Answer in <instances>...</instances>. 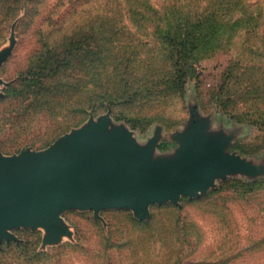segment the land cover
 Segmentation results:
<instances>
[{
    "label": "rangeland",
    "instance_id": "rangeland-1",
    "mask_svg": "<svg viewBox=\"0 0 264 264\" xmlns=\"http://www.w3.org/2000/svg\"><path fill=\"white\" fill-rule=\"evenodd\" d=\"M154 3L0 0V155L97 138L131 179L142 163L194 175L143 208L68 203L8 227L0 264H264V103L246 88L261 69L230 77L247 53L228 26L166 40ZM97 12L115 22L91 25Z\"/></svg>",
    "mask_w": 264,
    "mask_h": 264
},
{
    "label": "water",
    "instance_id": "water-1",
    "mask_svg": "<svg viewBox=\"0 0 264 264\" xmlns=\"http://www.w3.org/2000/svg\"><path fill=\"white\" fill-rule=\"evenodd\" d=\"M118 148L93 138L57 142L43 150L0 155V239L8 227L53 218L65 204L136 205L186 190L194 175L158 172L145 163L129 178L128 168L109 157Z\"/></svg>",
    "mask_w": 264,
    "mask_h": 264
},
{
    "label": "trees",
    "instance_id": "trees-1",
    "mask_svg": "<svg viewBox=\"0 0 264 264\" xmlns=\"http://www.w3.org/2000/svg\"><path fill=\"white\" fill-rule=\"evenodd\" d=\"M20 2L22 0H16ZM163 3H154L147 11L152 18V23L159 28L164 26V38L183 45H196L194 40H199L203 34L201 26L213 27L212 33H218L228 26L231 31L232 41L236 37L241 40L240 54L247 53L233 61L234 66L229 67L230 77H238L235 66L242 65L245 70L260 68L257 76H251L246 82L247 97L249 101L261 100L264 103V9L258 7L257 2L248 0H162ZM111 24L114 21L108 13H93L90 16L91 25L95 23ZM84 27L78 28L77 34L72 39L85 36ZM222 32V31H221ZM207 33V32H206ZM210 33V32H209ZM209 35V34H208ZM207 36V34H206ZM182 56L196 54L197 50L180 49ZM242 63V64H241ZM183 75L188 73L180 69ZM264 124V112L260 117Z\"/></svg>",
    "mask_w": 264,
    "mask_h": 264
}]
</instances>
